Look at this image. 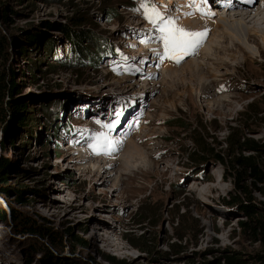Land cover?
Listing matches in <instances>:
<instances>
[{"label":"rangeland","instance_id":"374dc122","mask_svg":"<svg viewBox=\"0 0 264 264\" xmlns=\"http://www.w3.org/2000/svg\"><path fill=\"white\" fill-rule=\"evenodd\" d=\"M161 1L153 0L173 18L189 3ZM139 7L140 0H0V82L14 85L0 99V159L9 167L0 193V264H110L107 257L115 264H230L228 256L264 264V243L253 239L252 218L240 205L250 196L255 211L264 201V44L258 38L249 51L226 53L211 32L196 64L169 61L194 70L161 83L169 65L153 70L158 77L143 75L158 62L145 48L155 43L147 40L154 26ZM75 23L90 40L79 55L62 31ZM17 100L27 102V125L12 121L9 105ZM130 100L142 122L122 143L117 173L98 182L81 170L98 167L88 161L93 135L106 131L102 117L118 118L119 104ZM128 141L139 154L126 152ZM248 156L260 175L235 159ZM11 210L57 240L18 233Z\"/></svg>","mask_w":264,"mask_h":264},{"label":"bare ground","instance_id":"6f19581e","mask_svg":"<svg viewBox=\"0 0 264 264\" xmlns=\"http://www.w3.org/2000/svg\"><path fill=\"white\" fill-rule=\"evenodd\" d=\"M159 1L162 2L161 0H159ZM213 1H215V0H208V3H213ZM220 1L221 2H225V4H226L225 6L226 7H224V6L222 7V5H221V7L225 9V14H223V15L220 14L218 16V18H213L212 15L202 16L199 12H197L195 15H192V16L185 15V13H187V12L192 10L189 7L188 8L186 7V9H184L183 12H180L178 14H176V11L173 10L174 11V18H177L176 22H177L178 25L184 26L186 29L192 30V31H202L204 29L208 30V35H207L206 39L204 40L202 46H200L195 53H193L190 56H187L186 57L187 59L185 58L187 60V64H191V63L196 64V62H194L192 60L193 57H195L197 54H199V52H202L203 48L206 47L207 43H208V45H212V44H209V40L211 38H212V40H213V38L216 39L215 40L216 42L213 43V45H215L218 49H221V45H223V41H224L226 43L227 47L225 46L222 50L223 51L225 50L226 53H227V51L228 52L229 51L233 52V54L238 53L239 50H241L243 52L244 51L245 52L249 51V49H250L249 48V46H250L249 44H251V43L255 44V39H258V38H260L262 43L264 44V0H252L251 3L246 2V0H231V4H229L228 0H220ZM167 2L170 3V4H168V6H170L169 8H172V6H173L172 0H167ZM254 4H256V6H254ZM205 7H207V6H205ZM216 7H217V4H216ZM255 8H257V9L255 10ZM214 11L218 12L219 10H217V8H216V10H214ZM214 11H212V13ZM228 13H232V16H231L232 18H230V16L227 15ZM215 15H216V13H215ZM229 27L233 31L229 30ZM148 32L150 33L149 41H151L150 39H154L155 37L157 38L159 36V35L158 36L156 35V33H155L156 31L153 28L149 27L148 28ZM211 32H212V35H211L212 37L210 39H208L210 34H211ZM133 43H135L134 40H133ZM143 44H145V43H143ZM145 48L153 50L150 53V54H153V60H154L153 62H155V63L158 62V64L156 66H153L154 68L152 69L151 73H149L148 71L145 74L143 73V75L145 77H147V78L150 75H153V74H156V76L158 77V74L156 73L157 72L156 69L157 68L161 69L163 67L162 66L163 64H165V66L166 65H169V66H167L166 70L163 71L164 72V76L163 77H165V78L162 77L163 79H162V81H160L161 83L167 77H173V76L177 77L178 75H182V73L190 72L191 70H194V67H192L193 65H189V67L186 66V68H184V70L183 69L178 70L177 68H172L171 66H175V65L172 64L169 61H166L167 59H164L163 61H160L158 59L156 53H157V51H161L162 50V48H163L162 43L158 44L157 42H155L154 45L153 44L152 45H146ZM208 52H209V50H208ZM215 53H217V52L215 51ZM209 54L205 53L206 57H212L213 54L211 56H209ZM154 57H155V59H154ZM189 60H192V61H189ZM200 63H198L195 67H200V65H199ZM153 70L156 71V72H154ZM134 72L135 73L137 72L138 74H140L138 71H134ZM200 77H202V76H200ZM177 78H179V77H177ZM148 80H150V78ZM156 85H158V82H156V83L154 82V84L152 86L155 88ZM143 86H146V88L151 87V86H147L144 83H143ZM131 89L133 90V88H131ZM142 97L143 96L140 95L139 99L140 98L142 99ZM127 100H129V99H127ZM133 103H135V105H133ZM136 105H138L137 102H131V100H130L129 104L123 106L120 103L119 107H122L123 109H126V114L127 113L129 114L131 112L136 111L135 109H137V108L134 109V107ZM133 109H134V111H132ZM141 112L142 111L139 110L135 114H133V115L131 114L132 117L127 122V124L125 125L124 128H122L123 125L119 121V123L116 125L115 130L111 133V136L114 139H116V140L122 141V143H123V141H126L127 137L130 135V132H131V130L133 128L134 120L136 118H138L139 116H141ZM108 118H110V117H102L104 122L105 121H107V122L116 121L118 119V118H116V119L115 118L114 119L110 118L109 120H107ZM83 140L84 141L88 140V137L86 139L83 138ZM126 144L129 145L128 146L129 148L126 151L127 153H131V155H132V153H134L133 151H135V149H137V154H139V152H140L139 150L140 149H138L137 146H133L132 145V141H128ZM122 145L123 144H120L117 147V149L115 151L111 152L110 154H93V153H89V155H90L89 157L87 155H85V157H84V155L83 156L79 155L78 157H81V158H79L78 160H80L82 162H86L89 159L88 161H91L93 163L98 161V163L101 164V165L98 164V167L96 169H92L91 171L89 170V168H87V169L82 168L81 170H84V172H88V171L91 172V174H92L91 177L99 178L98 182L102 180V183L103 182L106 183L108 180H110V178L114 174L117 173V170L119 169V167H118V169L115 171V166L117 165V162L123 160V159H120V156L117 157V154L119 153L120 148H121ZM126 152H125V154H127ZM123 155H121V156H123ZM126 156L127 155H125V159H126ZM129 156L130 155L128 154V157ZM87 157H88V159H87ZM93 157H97V159L93 158ZM128 157H127V159H128ZM125 163H124V166H125ZM111 165L114 166V168L110 167L108 169L107 167H109ZM124 170H126V169H124ZM99 237L101 238L103 243L105 242L108 246L113 247L114 244H111V239H110V237H109L107 232L104 233V234H101ZM117 247L119 249H121L120 245L119 246L117 245Z\"/></svg>","mask_w":264,"mask_h":264},{"label":"trees","instance_id":"16d2710c","mask_svg":"<svg viewBox=\"0 0 264 264\" xmlns=\"http://www.w3.org/2000/svg\"><path fill=\"white\" fill-rule=\"evenodd\" d=\"M81 23H75L71 27H63L62 31L65 34V37L69 39V45L71 47V50L74 48V50L77 51V54L79 55L82 49L83 43L86 45L90 43V40L86 38L85 32L81 29L80 27ZM0 48H2V41L0 40ZM108 48H106V43H100L99 46V52L103 54L104 51H108ZM101 59V57H99ZM13 82L7 83V81L4 80V78H1L0 82V99L2 100L4 96V91L5 89H8L9 93H11L12 88L14 85H12ZM7 103V102H6ZM8 105V103H7ZM10 113L12 115V121L16 122L17 125H27L30 121L28 116L26 115L27 111V102L25 101H14L10 103L9 105ZM51 114V113H50ZM53 115V113H52ZM0 118L5 119V107H3L2 103H0ZM31 120V119H30ZM51 124L54 121V116L52 118L51 116ZM248 147L256 148L258 146L254 144H248ZM236 161L239 164L247 165V166H254V157L253 156H248V157H238L235 158ZM8 164L5 159L1 158L0 159V193H2L5 188L2 187V184L5 183L7 176H8ZM254 174L255 175H260L261 171L259 168L255 167L253 168ZM4 193V192H3ZM264 195V192L262 193ZM237 202H242L238 197L235 198ZM247 202H251L252 198L250 196H247ZM240 204L241 205V210L247 215L252 218V227H251V233L253 235V239L255 241H260L264 243V201H260L258 203L257 210L253 211L251 208L250 204ZM257 213V214H256ZM253 214H256L257 217H254ZM0 217L5 218L6 217V212L2 210L0 212ZM10 219L12 220V225L16 224V227L14 229L18 230V233H27L31 235H37V236H42V237H47L52 243L57 240V236L55 235L54 232L50 231L49 229L42 228L41 226H37L35 223H32L28 219H25L23 217H20L16 215V212L11 210L10 212ZM242 224V229L245 230L247 227L246 223L240 222ZM249 225V224H248ZM13 228V227H12ZM264 256H262L263 258ZM108 263L110 264H115L114 260L112 257H107L104 258ZM228 260L230 264L236 263V261H239L238 256H228ZM31 260H28V263H30Z\"/></svg>","mask_w":264,"mask_h":264},{"label":"snow or ice","instance_id":"6c2138e0","mask_svg":"<svg viewBox=\"0 0 264 264\" xmlns=\"http://www.w3.org/2000/svg\"><path fill=\"white\" fill-rule=\"evenodd\" d=\"M231 4V0H228ZM251 3L252 0H246ZM208 0H189L188 7L192 10L185 15L192 16L199 12L202 16L214 15L210 8L205 6ZM141 12L144 18L151 23L158 31L159 39L163 45L161 51H157L156 55L160 61L171 59L177 64L186 56L195 53L208 35V30L192 31L177 24V18L166 17L161 10L155 5L153 0H140V7L136 9ZM119 117L121 113H115ZM119 120L110 121L102 124V128L106 131H101L93 135L95 143L91 145L94 154H110L122 144V141L116 140L111 136L115 130Z\"/></svg>","mask_w":264,"mask_h":264}]
</instances>
